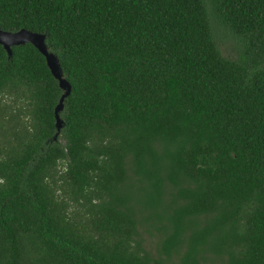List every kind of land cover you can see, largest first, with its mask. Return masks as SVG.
<instances>
[{"label":"trees","instance_id":"16d2710c","mask_svg":"<svg viewBox=\"0 0 264 264\" xmlns=\"http://www.w3.org/2000/svg\"><path fill=\"white\" fill-rule=\"evenodd\" d=\"M0 27L72 84L58 134L45 56L0 44V264H264V0H0Z\"/></svg>","mask_w":264,"mask_h":264},{"label":"water","instance_id":"95a60500","mask_svg":"<svg viewBox=\"0 0 264 264\" xmlns=\"http://www.w3.org/2000/svg\"><path fill=\"white\" fill-rule=\"evenodd\" d=\"M25 43H32L45 56L50 70L52 71L54 77L58 79L60 87L64 91L60 102L56 107V127L59 134L64 126V120L60 116V111H62L64 108L65 99L72 92V84L64 75L59 56L50 50V47L47 44V34L32 31L26 28H22L18 31H8L0 27V44L3 45L7 50L9 56H12L13 54V46L22 45ZM58 134H56L55 138H57Z\"/></svg>","mask_w":264,"mask_h":264},{"label":"rangeland","instance_id":"374dc122","mask_svg":"<svg viewBox=\"0 0 264 264\" xmlns=\"http://www.w3.org/2000/svg\"><path fill=\"white\" fill-rule=\"evenodd\" d=\"M229 50H231V49H229Z\"/></svg>","mask_w":264,"mask_h":264}]
</instances>
